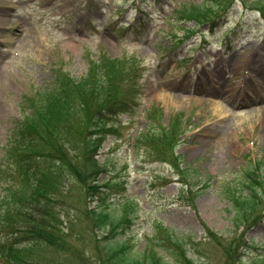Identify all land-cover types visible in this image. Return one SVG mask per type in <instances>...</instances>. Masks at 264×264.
Instances as JSON below:
<instances>
[{
	"label": "rangeland",
	"instance_id": "374dc122",
	"mask_svg": "<svg viewBox=\"0 0 264 264\" xmlns=\"http://www.w3.org/2000/svg\"><path fill=\"white\" fill-rule=\"evenodd\" d=\"M257 1L230 0L226 8L205 14L208 22H197L184 21L182 7L211 9L210 2L0 0V187L11 182L5 150L26 114L25 95L45 89L56 69L80 82L89 61L132 64L137 81L124 90L135 93V103L111 120L117 132L106 137L96 156L104 169L98 183L106 186L105 203H131L132 222L114 240L131 253L142 252L147 237L159 232L162 240L161 226L190 239L189 264L248 263L257 251L254 244L264 251V222L236 231L222 186L250 168L264 182V5L258 10ZM154 108L160 117L149 118ZM178 115L176 172L135 137L152 122L169 127ZM255 165L260 169L253 170ZM190 191L192 202L184 195ZM69 207L62 210L63 222L66 213L71 219L82 213ZM80 219L79 247L70 242L80 252L43 253L47 261L106 264L105 232L97 235ZM250 238L253 245L245 247ZM231 240L246 243L237 248L238 257Z\"/></svg>",
	"mask_w": 264,
	"mask_h": 264
},
{
	"label": "trees",
	"instance_id": "16d2710c",
	"mask_svg": "<svg viewBox=\"0 0 264 264\" xmlns=\"http://www.w3.org/2000/svg\"><path fill=\"white\" fill-rule=\"evenodd\" d=\"M205 1L210 2L211 9L183 6L181 18L208 22L205 14H215L216 11H210L212 8L219 11L230 2ZM263 5L264 0H258L255 7L262 10ZM201 39L205 42V37ZM89 62L88 74L82 81L77 82L56 69L45 89L24 96L26 114L10 132L5 150L12 178L0 187V264H58L47 261L43 253L57 256L70 251L79 253L76 236H80V231L75 223L80 218L97 235L105 232L106 242L101 248L106 264H189L192 259L185 256L190 239L182 240L161 226L158 229L163 232L162 240L159 232L147 237L142 252L131 253L123 241L114 240L118 230L123 233L125 223L132 222L131 203L127 200L105 203L106 186L98 183L104 169L96 156L106 137L117 132L111 120L129 112L135 103V93L126 92L124 87L134 86L137 77L132 64L120 67L115 61ZM147 116L156 118L160 114L154 108L147 111ZM180 128L179 115L169 127L152 122L135 137V142L150 150L157 161L178 172L172 160ZM255 166L253 170L260 169ZM256 173L250 168L240 178L222 186L231 208L229 222L236 231L264 222V182H258L260 176ZM72 179L76 184H72ZM184 195L190 196L192 202L191 191ZM68 205L73 211L81 208L82 213L72 219L66 213L67 221L63 222L62 210ZM109 234L112 235L108 238ZM253 243L252 238L248 244L228 242L236 250ZM253 246L257 251L248 263L241 264H264L263 245Z\"/></svg>",
	"mask_w": 264,
	"mask_h": 264
},
{
	"label": "bare ground",
	"instance_id": "6f19581e",
	"mask_svg": "<svg viewBox=\"0 0 264 264\" xmlns=\"http://www.w3.org/2000/svg\"><path fill=\"white\" fill-rule=\"evenodd\" d=\"M14 30L17 31V28H15ZM215 108H216V106H215ZM226 110H227V109H226ZM227 111H228V110H227ZM228 112H229V111H228ZM228 126H230V125H228ZM225 131H227V127H226V125H225V129L223 128V133H222V134H224Z\"/></svg>",
	"mask_w": 264,
	"mask_h": 264
}]
</instances>
